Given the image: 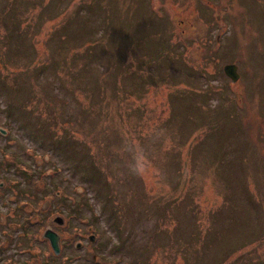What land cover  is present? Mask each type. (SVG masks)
<instances>
[{"label": "rangeland", "instance_id": "374dc122", "mask_svg": "<svg viewBox=\"0 0 264 264\" xmlns=\"http://www.w3.org/2000/svg\"><path fill=\"white\" fill-rule=\"evenodd\" d=\"M0 264H264V0H0Z\"/></svg>", "mask_w": 264, "mask_h": 264}, {"label": "clouds", "instance_id": "9594fccd", "mask_svg": "<svg viewBox=\"0 0 264 264\" xmlns=\"http://www.w3.org/2000/svg\"><path fill=\"white\" fill-rule=\"evenodd\" d=\"M122 151L127 154L126 173L137 179L155 176L163 179V174L155 169L150 151L141 145L134 137L125 139Z\"/></svg>", "mask_w": 264, "mask_h": 264}, {"label": "water", "instance_id": "95a60500", "mask_svg": "<svg viewBox=\"0 0 264 264\" xmlns=\"http://www.w3.org/2000/svg\"><path fill=\"white\" fill-rule=\"evenodd\" d=\"M237 68L234 64H227L224 66V71L230 76L232 81H235L238 78ZM44 237H46L49 242L52 250L55 253L59 252V236L53 232L52 230L48 229L44 233Z\"/></svg>", "mask_w": 264, "mask_h": 264}, {"label": "trees", "instance_id": "16d2710c", "mask_svg": "<svg viewBox=\"0 0 264 264\" xmlns=\"http://www.w3.org/2000/svg\"><path fill=\"white\" fill-rule=\"evenodd\" d=\"M13 21H14V20H13ZM41 69L43 70V66L40 67V68H37V67H36L35 70H34L35 74L39 73V71H40Z\"/></svg>", "mask_w": 264, "mask_h": 264}]
</instances>
